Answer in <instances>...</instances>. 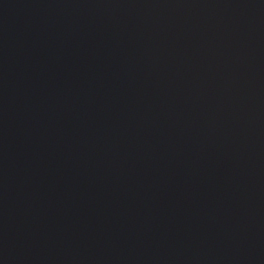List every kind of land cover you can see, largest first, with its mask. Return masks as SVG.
<instances>
[{"label":"water","instance_id":"obj_1","mask_svg":"<svg viewBox=\"0 0 264 264\" xmlns=\"http://www.w3.org/2000/svg\"><path fill=\"white\" fill-rule=\"evenodd\" d=\"M0 264H264V0H0Z\"/></svg>","mask_w":264,"mask_h":264}]
</instances>
